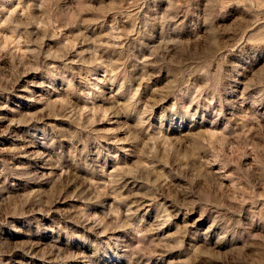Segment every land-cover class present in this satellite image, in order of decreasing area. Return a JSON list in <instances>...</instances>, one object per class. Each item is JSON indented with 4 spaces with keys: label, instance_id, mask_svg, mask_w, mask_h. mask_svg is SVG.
<instances>
[{
    "label": "rangeland",
    "instance_id": "1",
    "mask_svg": "<svg viewBox=\"0 0 264 264\" xmlns=\"http://www.w3.org/2000/svg\"><path fill=\"white\" fill-rule=\"evenodd\" d=\"M0 264H264V0H0Z\"/></svg>",
    "mask_w": 264,
    "mask_h": 264
},
{
    "label": "bare ground",
    "instance_id": "2",
    "mask_svg": "<svg viewBox=\"0 0 264 264\" xmlns=\"http://www.w3.org/2000/svg\"><path fill=\"white\" fill-rule=\"evenodd\" d=\"M37 152V151H36ZM43 163V162H42Z\"/></svg>",
    "mask_w": 264,
    "mask_h": 264
}]
</instances>
